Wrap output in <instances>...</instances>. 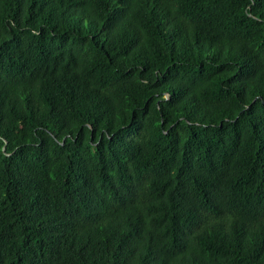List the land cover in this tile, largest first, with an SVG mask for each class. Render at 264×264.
<instances>
[{"label": "trees", "instance_id": "trees-1", "mask_svg": "<svg viewBox=\"0 0 264 264\" xmlns=\"http://www.w3.org/2000/svg\"><path fill=\"white\" fill-rule=\"evenodd\" d=\"M0 264H264V0H0Z\"/></svg>", "mask_w": 264, "mask_h": 264}]
</instances>
